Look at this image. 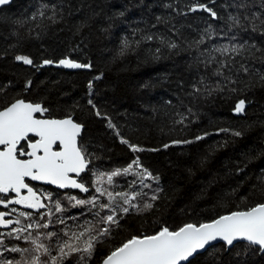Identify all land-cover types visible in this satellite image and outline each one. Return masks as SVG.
Here are the masks:
<instances>
[{
  "label": "trees",
  "instance_id": "1",
  "mask_svg": "<svg viewBox=\"0 0 264 264\" xmlns=\"http://www.w3.org/2000/svg\"><path fill=\"white\" fill-rule=\"evenodd\" d=\"M234 2L238 0H13L0 8V110L23 99L46 107L45 118L72 117L83 127L78 143L90 154L91 171L79 180L90 192L85 196L55 192L53 199L67 207L65 193L88 198L95 194L93 172L122 168L137 157L160 177L163 191L155 206L127 215L122 227L97 245L89 264H101L113 248L134 235L152 234L165 226L177 229L185 223L209 222L264 202V83L258 77L241 75L239 83L209 94L204 84L215 89L218 81L221 85L226 82L213 75L215 63L206 67L200 62L202 51L229 44L233 34L238 39L232 43L247 40L264 49V36L259 32L228 31L227 17L238 9L226 6ZM198 4L212 8L221 19L214 20L204 11L191 14L190 9ZM39 11H44L45 17H40ZM54 12L56 22L47 19ZM34 15L36 19H32ZM158 16L168 22H158ZM208 25L216 33L212 39H206L199 50L188 47L186 41L199 39ZM173 26L179 29L176 35L170 31ZM152 34H162L179 47L170 50L158 40L144 39ZM18 55L27 56L34 64L15 63ZM61 59L90 67L57 69ZM45 60L53 63L44 64ZM243 62L264 71V61ZM231 75L235 77L234 72ZM194 86L201 91H194ZM232 88L237 91H230ZM241 99L246 111L237 116L234 108ZM182 117H186L184 123H177ZM109 121L115 127H109ZM222 128L241 135L219 132ZM205 133L210 135L196 140ZM121 139L129 143H121ZM188 140L193 143H173ZM129 144L143 151L133 152ZM116 180L123 185L124 178ZM144 191L152 194L149 189ZM145 199L141 197L137 203ZM46 204L52 209L53 221L81 211L69 208L56 213L52 201ZM86 219L93 217H81V223ZM42 222H48L47 218ZM67 224L73 226L71 220ZM60 227L52 225L49 230ZM5 243L29 246L15 240ZM4 257L20 258L9 252ZM191 264H264V253L256 247L246 248L244 243L228 251L216 245L196 255Z\"/></svg>",
  "mask_w": 264,
  "mask_h": 264
},
{
  "label": "snow or ice",
  "instance_id": "2",
  "mask_svg": "<svg viewBox=\"0 0 264 264\" xmlns=\"http://www.w3.org/2000/svg\"><path fill=\"white\" fill-rule=\"evenodd\" d=\"M8 3L9 0H0V5ZM226 7L238 9L235 14L229 13L227 17L228 31L250 30L264 36V0H238ZM198 9L208 12L214 20L221 19L212 8L203 4H198L190 10L195 12ZM38 15L45 17V12L39 11ZM54 16L55 12L47 19L56 22ZM32 19H36V15ZM157 21L168 22L159 16ZM170 31L176 35L179 29L173 26ZM214 34L216 33L212 25H208L199 39L186 42L188 47L199 50V46L204 44L206 39H212ZM144 39L158 40L170 50L179 47L174 40L162 34H152ZM237 39V35L233 34L229 38V44L213 46L210 50L201 52L203 59H200V62L206 67L215 63L217 67L213 75L222 77L226 82L221 85L218 81L217 87L210 89L202 78L201 83L209 94L212 91H222L229 84L239 83L241 75L258 77L259 81L264 83V71L243 62L246 59L264 61V49L247 40L242 43H232ZM253 49L255 52H260L261 56L256 57ZM156 51L160 52V49L157 48ZM205 52H207L206 57ZM213 53H219L221 57L228 59H217ZM15 59L26 65L34 64L27 56L18 55ZM43 63L53 62L45 60ZM59 65L65 68L90 67L70 59H61ZM233 72L235 77L231 75ZM229 90L237 91L235 88ZM194 91L199 92L201 89L194 86ZM89 104H92L91 100ZM245 104V100H239L234 112L244 114ZM48 111L40 103L25 102L23 99H16L0 110V208L3 209L0 210V228L7 229L0 231V264H72L73 258L75 264H89L97 245L104 243L106 238H111L114 229L122 227L121 221L127 215L133 211L152 209L163 191L159 187L160 177L146 169L138 157L122 168L109 172H93L95 179L92 187L95 194L81 198L65 193V199L69 202L67 207L63 206L61 200H54L53 193L36 190L27 181H39L58 189L90 192V188L84 182L76 179L81 177V173L91 171L90 154L78 143L82 126L71 118H37L36 114L44 116ZM96 114L100 115L99 112ZM185 119L186 117H182L177 123L182 124ZM108 126L115 127L111 121ZM219 132H231L234 136L241 135L240 132L228 128L219 129ZM207 135L210 133L197 136L196 140H203ZM121 143L129 142L121 139ZM173 143H193V141ZM129 147L133 152L143 151L136 145L129 144ZM117 177L124 178L123 185L117 182ZM128 177L132 179H127ZM153 184L157 187L154 188ZM144 189H149L152 194L149 196ZM141 197L147 199L137 203ZM104 200L107 202H103ZM44 201H52L56 213L68 212L69 208H80L81 211L78 215L58 217L53 221L52 209ZM46 208H49L48 212L41 211ZM36 215H39L41 220H35ZM87 215H91L93 219H86L81 223V217ZM45 218L48 222H42ZM68 220L73 222V226L67 224ZM56 224L63 227L49 230ZM6 240L26 242L29 246L9 245L5 243ZM218 241H223L229 250L244 242L246 248L255 246L259 251L264 252V202L231 211L209 222L185 223L177 229L165 226L152 234L134 235L113 248L103 258L102 264H191L190 258H194L202 250L207 251L209 247H214V242ZM5 252L18 254L20 258H5Z\"/></svg>",
  "mask_w": 264,
  "mask_h": 264
},
{
  "label": "water",
  "instance_id": "3",
  "mask_svg": "<svg viewBox=\"0 0 264 264\" xmlns=\"http://www.w3.org/2000/svg\"><path fill=\"white\" fill-rule=\"evenodd\" d=\"M12 1L13 0H9V3L8 4H6V5H0V8H3V7H6V6H9L11 3H12ZM201 11H203V10H200V9H198L197 11H195V12H201ZM191 14L192 13H194L193 11H191L190 12ZM206 14H208V15H210L208 12H205ZM15 63H18V64H22L23 66H25V67H31V65H26V64H24L22 61H17L16 59H15ZM59 63L58 64H56L55 65V67L57 68V69H62V70H65V71H69V70H71V69H73V68H65V67H63L62 65H59ZM245 108H246V104H245ZM37 115V118H45L44 116H40V114H36ZM235 115H237V116H242L243 114H236L235 113ZM69 118H71V119H73L72 117H69ZM64 119H66V118H64ZM82 132H83V127H82V131H81V134H80V137H81V135H82ZM79 137V138H80ZM79 138H78V140H79ZM84 173H81V176L83 175ZM73 176H74V174H72ZM79 178L80 177H76V179H78L79 180ZM30 182H32V183H35V184H39V185H42V186H45V187H52V188H54V189H56V190H59V191H63V190H66V191H72V192H77V193H79V194H81L82 196H85L87 193H82V192H80L78 189H58V188H56L55 186H53V185H46V184H43V183H41V182H39V181H30ZM14 195V194H13ZM240 243H244V242H240ZM214 245L216 246V245H223L224 247H225V249H226V251H228L229 249H228V247L224 244V242L223 241H218V242H214ZM255 247V246H254ZM209 248H211V247H209ZM208 248V249H209ZM256 248H258V247H256ZM203 252H205V251H201L199 254H201V253H203ZM262 253H264V252H261L260 251V254H262ZM198 255V254H197ZM196 256V255H195ZM194 256V257H195ZM191 260L193 259V258H190ZM102 264V263H101Z\"/></svg>",
  "mask_w": 264,
  "mask_h": 264
},
{
  "label": "flooded vegetation",
  "instance_id": "4",
  "mask_svg": "<svg viewBox=\"0 0 264 264\" xmlns=\"http://www.w3.org/2000/svg\"><path fill=\"white\" fill-rule=\"evenodd\" d=\"M31 186H33L36 190L38 191H46V192H51V193H55V192H69V191H66V190H63V191H59V190H56L52 187H45V186H42V185H39V184H35V183H32L30 181H27ZM44 203H46V201H44ZM11 207V206H10ZM16 207H19V206H16ZM0 210H3L2 208H0ZM21 210H24V211H32V210H28V209H21ZM45 209L41 210L42 212L44 211ZM0 231H7V229H3V228H0Z\"/></svg>",
  "mask_w": 264,
  "mask_h": 264
}]
</instances>
